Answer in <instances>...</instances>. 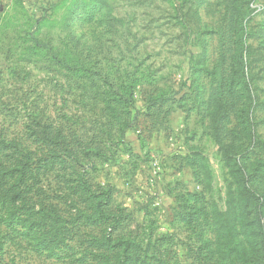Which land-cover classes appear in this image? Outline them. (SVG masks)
Listing matches in <instances>:
<instances>
[{
	"label": "rangeland",
	"instance_id": "rangeland-1",
	"mask_svg": "<svg viewBox=\"0 0 264 264\" xmlns=\"http://www.w3.org/2000/svg\"><path fill=\"white\" fill-rule=\"evenodd\" d=\"M263 243L264 0H0V264Z\"/></svg>",
	"mask_w": 264,
	"mask_h": 264
},
{
	"label": "trees",
	"instance_id": "trees-1",
	"mask_svg": "<svg viewBox=\"0 0 264 264\" xmlns=\"http://www.w3.org/2000/svg\"><path fill=\"white\" fill-rule=\"evenodd\" d=\"M18 150V149H17ZM21 152H22V150H21ZM20 154V153H19ZM24 162H21L20 164H17L18 166H16L13 170L14 171H16L17 169H21L23 172L27 169L26 168V165L25 164H23ZM27 171V170H26ZM25 171V172H26ZM23 174V173H22ZM24 177H22V179H23ZM19 182V181H18ZM26 182H27V180H22L19 184H21L20 186L21 187H23V189H22V192H21V195L22 196H25V195H23V193H25V190H24V187H25V185H26ZM18 184V185H19ZM25 206H26V204H25V199H22V205L20 206V208H19V210H25ZM32 210V208L30 209V211ZM108 239H110V237H107V241H108ZM106 241V242H107ZM108 242H110V241H108ZM106 244H108V243H105V246H106ZM264 244V243H263ZM102 248H104V245H103V247ZM117 249H120V251H121V247H119V245H117V244H113L112 246H111V249H109V250H107L108 252H115V251H118ZM130 251H131V249H130ZM136 251H138V252H142V250H136ZM123 252L124 253H127V255H126V258H125V260H123V261H120L119 262V264H146L147 262H149V261H141V260H139V259H136V260H131V258H130V252H129V248H124V250H123ZM262 254H263V260H264V250L262 251Z\"/></svg>",
	"mask_w": 264,
	"mask_h": 264
}]
</instances>
